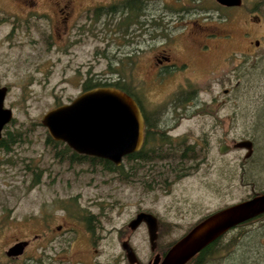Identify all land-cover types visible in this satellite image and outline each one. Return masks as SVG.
Instances as JSON below:
<instances>
[{
	"label": "rangeland",
	"instance_id": "rangeland-1",
	"mask_svg": "<svg viewBox=\"0 0 264 264\" xmlns=\"http://www.w3.org/2000/svg\"><path fill=\"white\" fill-rule=\"evenodd\" d=\"M160 4L161 0H151L149 16H160ZM168 4L175 7V4ZM196 4L199 9L192 15H171L170 21L184 24H170L166 38L159 35V28L152 27V35L148 37V30L144 34L146 40L141 34L134 35L135 43L150 44L142 47L146 56L140 55L135 60V67L112 63L122 78L120 84L130 88L133 73L134 76L144 77L145 60L156 49L167 46H172V49L191 48L190 41L184 39V32L189 28L197 41L203 33L210 35L206 41L212 49V57L206 65L195 56L197 70L194 76L200 98L210 102L212 97H216V103H220L215 106L210 104L208 110L203 104L197 115L181 119L174 131L187 130L192 134V130L198 134L194 137L199 142V153L206 157V161L212 159L213 167L208 172L202 168L200 171L204 173L174 180L175 183L170 179L172 182L163 187L154 185V188L143 190L139 189L140 185L113 178L111 172L99 173L90 165L70 162L64 157L58 161L59 156L54 155V148L46 140V128L40 123V116L46 109L66 101L79 91L75 75L78 61L82 63L81 70H101L102 80L111 79L116 74L107 69V64L111 63V57L125 54L126 43L117 37L118 34L111 32H103L101 39L88 34L83 45L73 47L75 52L70 63L69 56L58 43L49 49L40 41L36 29L41 21L33 22L30 31L26 29L28 33L23 25L11 32L8 22H2L5 14L2 13L0 0V85L8 86L4 105L11 107L12 111V120L5 127L18 138L9 150H2L0 221L6 227L3 226L0 232V247L1 243L3 246L15 235L27 236L30 242L20 260L27 264L37 260L43 264H55L57 261L52 259L54 243L48 237L59 235L52 225L62 223L74 227H68L72 231L65 232L68 238L77 235L70 242L68 264H127L118 235L122 228L129 234L126 221L137 208L151 209L163 220L158 242L163 247L188 228L187 220L191 222V215H202L244 197L251 191V181L256 190L264 187V0H242L239 6L229 10L215 8L213 0H198ZM17 21L22 20L19 18ZM228 69L234 73L231 74L232 80L236 78V73L241 81L231 106L221 102L226 98L222 88L228 83ZM161 91L156 89L154 95ZM210 126H230V137L238 139L247 136L253 139L254 150L246 167V161H241L243 149L232 148L220 154L216 149L217 138L212 134L208 137L209 150L206 149L203 130L208 131ZM57 147L61 148V145L57 144ZM66 152L62 156H66ZM37 158L39 166H47L39 175L38 182L33 173ZM240 162L245 167L242 169L245 170L242 180ZM221 169L229 171V180L219 175ZM242 181L246 183L242 184ZM84 211L86 214L93 212L91 228L102 238L90 233L87 228L86 240L82 236V224H86ZM182 215L186 217L180 220ZM169 221L182 224L171 225ZM262 222L261 218H256L228 231L224 237L231 236L223 241L225 247L221 246L218 254L211 256L213 259L209 264H264ZM44 224H50V227ZM35 232L41 238L32 239ZM145 232L142 226L130 234L131 243L142 263L149 257L151 260L154 254L149 250ZM3 257L2 254L0 260Z\"/></svg>",
	"mask_w": 264,
	"mask_h": 264
},
{
	"label": "flooded vegetation",
	"instance_id": "flooded-vegetation-1",
	"mask_svg": "<svg viewBox=\"0 0 264 264\" xmlns=\"http://www.w3.org/2000/svg\"><path fill=\"white\" fill-rule=\"evenodd\" d=\"M196 1L198 0H161V13L160 16L158 15L159 17L157 19V28H159V35H161L162 38H166L168 36L167 30L170 28V24H173L171 26H182L184 22L180 21L176 23L174 21H170L169 18H172V14L176 17L192 15L199 9ZM213 1L215 2V6L218 9L224 10H229L231 7H237L241 4L240 3L236 6L224 5L216 2L215 0ZM126 2L130 3L126 4ZM150 3L151 0H2V13L5 14L4 16H2V22H8L7 24L10 25V31L16 30V28H19V26L22 25L25 27V30L27 29L28 31H30L33 22H36V20L41 21L40 27L36 29L40 41L45 45L46 48L49 49H52L53 45L55 43H58L63 47V49L69 56L68 61L70 63L72 61L71 56L75 52L73 50V47L83 45L88 34L95 35L99 39L102 38L101 35L103 34V32L118 34L117 37L122 39L126 43V46L128 48L126 51L124 50L125 54L115 56L113 58L114 63H118L120 65L131 64L135 67V60L140 55L143 56L144 54L146 56L143 48L150 45L147 42H134V35L137 36L138 34L143 35V39L146 40L144 34L147 32V30L148 37L150 36ZM168 3L175 4V7L171 6ZM176 3H179L180 5L177 6ZM136 16L137 18H135ZM253 17H255L256 19L258 18V16ZM19 18H21L22 21H17ZM184 35L186 36L184 37V39L187 38L190 41L191 48L178 47L177 49H172V46H167L156 49V52L150 54L149 57L145 60V65L143 68V75L145 78L134 76L133 73L134 79H131L130 88L125 87V90L118 86H115L121 85L120 81L122 80V78L119 77L115 70L110 72L115 73L116 76H111L113 78H108V80H102L101 70L90 71L87 68L81 70L80 68L82 63L78 61L75 64V67H77V73L75 75L76 84L79 85V91L77 92V94L70 97L66 101H60L53 105L56 106L61 103H68L82 91L95 86H113L124 91L137 105L142 119V136L139 147L122 155L120 163L123 161V159H125L124 157L126 156L127 166L129 168V182L140 185L139 189L145 190L151 189L152 187L154 188V185H156L157 182L152 184L151 179L164 181V183L162 184L160 182L157 184L158 187H163L169 184V182L171 181L170 179H172L173 181H177L189 176L192 177L194 176V174L202 173L203 171H200L202 168L206 169L205 172H208L213 167V160L209 158L206 161V157L204 155L202 156L199 153V151H201V149L199 150L198 148L199 142L196 137H194L198 134L196 135V133H194L192 130H190L192 134L187 132V130L174 131L176 126L180 123L181 119L197 115L199 113V110H201L200 106H202L203 104L207 106L206 108L208 110L210 104L215 106L220 103V101L219 103H216V97H212V100L210 102L204 101L200 98L198 82L196 77L194 76V73H196L197 70L195 65V56H198L199 59L204 61L203 63L206 65L212 57V49H210V45L206 41L210 39V35L207 33H203L202 37L197 41V38L193 36V31L191 28L185 30ZM212 46L213 45H211V47ZM150 48L151 47H147L146 49ZM231 74L234 73L230 71V69H228L226 72V75H228V83L227 86L222 88V92L225 94L226 98L222 99L221 102L222 104H226L228 106L232 105L235 97V91L238 85L241 83L236 73V78H234L233 80ZM5 86L6 95L8 86ZM156 89L162 90L160 94L154 95L156 93ZM9 108L11 109V107ZM7 123H5L0 129L1 169L2 136L4 135L3 132L5 131V129H7L5 127L7 126ZM229 128L230 126H210L208 131L203 130L204 140L207 144L206 149L208 148L209 150L208 137L212 134V136L217 138L216 149L220 154L225 153L227 150H230L232 148L243 149L244 152L241 161H246V167L248 159L254 150L253 139L247 136L240 137L238 139L230 137ZM240 139L250 140L251 147L248 155H245V147H234L232 145L235 141H238ZM46 140L50 143V146L54 148V155L59 156L58 161H62L64 157L70 162L74 161L79 164L90 165L93 170L99 173L103 171V161H109L113 163L110 159L104 157L75 151L62 140L53 139L51 137ZM57 144H60L61 148H58ZM152 145H155L157 148L161 149L159 156H157L159 160L157 161V164L153 166L151 164V156L149 155V149ZM222 147H224V149ZM210 150H213L212 147ZM64 152H66V156H62ZM38 159L39 158L36 159L33 166V173L35 175L36 182L39 181L41 174L47 167L39 166ZM113 164L119 165L115 163ZM245 167L244 164L240 162L239 175L241 180L244 178L242 173L245 172V170L242 169H244ZM218 173L219 175H222L223 178L225 177L229 180V171L221 169L218 171ZM115 174L116 172L112 173L113 178L116 176ZM175 181L173 183H175ZM65 182L68 183V180L66 179ZM241 183L245 184L246 182L242 181ZM165 190L167 191L168 188H165ZM260 192H264V187L256 190L254 189L253 181H251V191L244 197L227 202L211 211L209 210V212L207 211L202 215H191V219L189 220L191 222H188L187 220L188 228L186 230H183L177 237L170 240L168 243L171 244L172 242H174L190 227H192L195 223L200 221L211 212L229 203L251 197L254 194ZM100 205H102V203H100ZM85 211L83 214V219H85L86 224H82V236L84 238L86 237L87 228L90 233H95V236H99V238H102L101 234L93 231L91 228V221L94 220L93 212H88L86 214ZM140 211L151 213L156 219L153 248L150 247L147 223L145 222V220L142 219L133 226H130L129 224V222ZM184 217H186V215H182L180 217V220H183ZM251 220H253V217H250L241 222L243 224ZM96 221H98L97 217ZM169 222L171 225L182 224V222L177 221ZM3 226L6 227V225H2V221H0V232H2ZM44 226L50 227V224H44ZM52 226L54 231L60 233L56 236L57 238L55 236L48 237L49 241L54 243L52 245L54 250L52 259H55V261H57V263L55 264H61L59 262H65V264H68V262L70 261L68 253L70 254L71 252L70 242L75 239L77 235L74 234L71 239V236L68 238V236L65 235V232L70 229L68 227H74L71 225H62V223H56ZM126 226L128 228L129 234H126L125 228H122L119 233L120 235H118V240L127 264H150L151 261L149 257L145 263H142L139 260L135 247L131 243L130 234L136 228L142 226L145 228L149 250L154 254H158L159 257L163 255L167 247L170 245L169 244L167 247H160L158 242L161 234V228L163 226V220H161L158 215L152 212L151 209H144L140 207L137 208L134 214L126 221ZM235 226L236 225L230 228L233 229ZM69 231H72V229H70ZM39 238H41V236L37 232L33 233L32 239L36 240ZM17 241H25V243L22 245L21 251L16 254H7V251L9 250L11 245H13ZM29 242V237L15 235L13 236L11 241H6L5 243H3V246L1 243L0 257H2V254L4 255V257L2 260H0V264H27L26 261H21L20 258L25 253ZM124 245L125 247H130L134 254L135 260L131 262L128 261L126 256V248L124 247ZM40 262L39 260H37L36 263L33 264H43L41 260Z\"/></svg>",
	"mask_w": 264,
	"mask_h": 264
},
{
	"label": "water",
	"instance_id": "water-1",
	"mask_svg": "<svg viewBox=\"0 0 264 264\" xmlns=\"http://www.w3.org/2000/svg\"><path fill=\"white\" fill-rule=\"evenodd\" d=\"M215 1L234 6L241 3V0ZM5 92L6 86L0 85V129L12 118L11 109L3 105ZM40 123L51 138L64 141L75 151L104 157L115 164L120 163L122 155L137 149L141 143L142 119L137 105L124 91L113 86L86 89L70 102L46 109L40 116ZM232 145L245 147V155L250 152L249 139H240ZM263 211L264 192L229 203L195 223L172 242L161 257L154 254L150 264H184L228 228ZM142 219L147 223L149 243L153 248L154 215L140 211L129 224L133 226ZM24 243L15 242L7 254L19 253ZM125 248L128 261L135 260L130 247Z\"/></svg>",
	"mask_w": 264,
	"mask_h": 264
},
{
	"label": "trees",
	"instance_id": "trees-1",
	"mask_svg": "<svg viewBox=\"0 0 264 264\" xmlns=\"http://www.w3.org/2000/svg\"><path fill=\"white\" fill-rule=\"evenodd\" d=\"M128 1V0H127ZM127 3H130V2H126ZM216 8V6H214ZM234 7H231L230 9H232ZM158 17L159 16H151V27L153 29H156L158 27ZM137 18V16L135 17ZM156 26H153L155 25ZM153 33V32H152ZM152 33H150V35H152ZM110 58V57H109ZM112 59L111 60V63L110 64H107V69L109 71H114V67L112 66V63L114 62L113 61V58L114 57H111ZM115 85V84H114ZM115 86H118L122 89H126L124 86H121V85H115ZM12 120V119H11ZM3 136H2V150L3 151H7L9 150V147L10 145L16 141L18 138L15 137L9 130L5 129V131L3 132ZM50 137L47 136V139H49ZM1 141V140H0ZM150 156H151V164L152 166L157 164V161L159 160L157 158V156H159L160 154V148H157L155 145H152L150 147ZM125 159H123V161L119 164V165H114L113 163L109 162V161H103L102 162V169H103V172H111V173H114L116 172V176L117 179H119L120 181H129V174H128V171H129V168L127 166V157L125 156L124 157ZM126 165V166H125ZM152 180V184L157 182V184L160 182L161 184L164 183V181H157L155 179H151ZM156 184V185H157ZM256 218H261L263 220L262 222V225H264V212H261L255 216H253V219H256ZM242 224V222H239L237 224H235L236 226L237 225H240ZM230 229L226 230L224 233H222L220 236H218L217 238L213 239L212 241H210L208 244H206L205 246H203L200 250H198L191 258H189L184 264H209L213 258H211V256L213 254H218L219 252V248L221 246L225 247L224 245V242L223 241H226L230 236H227V237H224V235L230 231ZM244 235V234H243ZM235 243H238L235 242ZM170 243L168 244H165L164 247H167ZM258 254L261 255V250L258 249ZM235 254H233L232 257H234ZM213 257V256H212Z\"/></svg>",
	"mask_w": 264,
	"mask_h": 264
}]
</instances>
